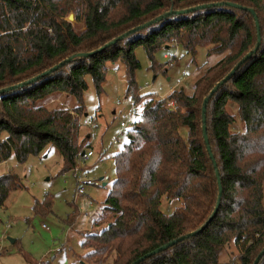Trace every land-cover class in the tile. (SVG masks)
Returning a JSON list of instances; mask_svg holds the SVG:
<instances>
[{
    "label": "trees",
    "instance_id": "16d2710c",
    "mask_svg": "<svg viewBox=\"0 0 264 264\" xmlns=\"http://www.w3.org/2000/svg\"><path fill=\"white\" fill-rule=\"evenodd\" d=\"M219 2L223 4L209 5ZM226 2L251 8L258 28L248 10ZM199 5L207 6L169 14L25 84L68 57L94 51L166 12ZM69 13L81 29L65 19ZM257 32V50L206 104L214 168L202 136V100L254 48ZM179 43L191 55L205 45L210 54L222 56L193 81L189 93L179 87L164 97L144 99L148 94L140 93L134 81L139 66L134 47L142 46L152 57L156 50ZM116 61L126 66L133 112L142 105L126 128L127 142L112 156L115 176L102 202L110 220L101 215L95 224L105 226L83 235V263L130 264L200 228L216 203V169L222 191L215 216L196 235L138 264H215L231 243L237 254L227 264H252L264 248V0H0V163L10 156L22 163L52 144L63 170L77 168L89 146L84 145L88 134H81L80 122L87 79L99 93L106 63ZM60 94L78 103L71 109L45 105ZM19 187L15 173L0 174V207ZM162 198L180 204L165 213ZM51 203L45 196L34 209L46 213ZM257 264H264V254Z\"/></svg>",
    "mask_w": 264,
    "mask_h": 264
},
{
    "label": "rangeland",
    "instance_id": "374dc122",
    "mask_svg": "<svg viewBox=\"0 0 264 264\" xmlns=\"http://www.w3.org/2000/svg\"><path fill=\"white\" fill-rule=\"evenodd\" d=\"M70 22L81 29L74 18ZM133 51L139 62L134 81L140 93L148 94L144 99L164 97L179 87L189 93L193 81L222 56L210 54L205 45L197 46L195 54L191 55L180 43L156 50L152 57L140 45ZM159 65H162L161 70L157 69ZM126 79L127 70L122 61L106 63L99 93L87 79V89L81 99L85 112L80 122L81 134H88L84 145L88 142L89 146L85 152L92 154L82 159L77 168L63 170L62 157L52 144L28 155L22 163H17L13 156L0 163V174L12 171L20 180V187L12 191L0 207V264L43 261L88 264L82 261L87 252L81 246L83 235L98 232L105 226L106 222L95 224L101 215H105L106 221L110 220L102 202L115 176L112 156L127 142L126 128L138 118L142 105L136 107V113L131 111ZM77 103L74 97L60 94L45 105L71 109ZM181 132L184 134L185 130L182 128ZM87 179L98 185L78 183ZM78 185L83 188L81 194L76 192ZM45 196L52 201L49 211H35L36 201H42ZM179 204L177 199L162 198L160 209L169 213ZM236 254L237 249L231 243L220 251L215 264H227Z\"/></svg>",
    "mask_w": 264,
    "mask_h": 264
},
{
    "label": "water",
    "instance_id": "95a60500",
    "mask_svg": "<svg viewBox=\"0 0 264 264\" xmlns=\"http://www.w3.org/2000/svg\"><path fill=\"white\" fill-rule=\"evenodd\" d=\"M220 4H223V3H222V2H219V3H212V4H209V5H212V6H213V5H220ZM225 4L228 5V6H230V7H234V8H242V9H244V10H248V11L252 14V16H253V19H254V22H255V26H256V28H258L257 16H256V14L254 13V11H253L251 8L241 7V6H239V5L235 4V3H232V2H226ZM206 6H207V5H199V6H195V7H190V8L185 9V10H176V11H169V12H166L165 14L156 17V18H155L154 20H152V21H149V22H147V23H145V24H142V25L136 26V27L132 28L131 30H129L128 32H124L123 34L119 35L117 38H115V39H113V40L107 42L106 44H104L103 46L99 47L98 49H96V50H94V51H90V52H82V53H78V54H76V55H73V56H71V57H68L66 60H63V61L59 62L58 64L54 65L53 67H51L49 70L44 71V72L41 73L40 75H37V76L33 77V78L30 79L29 81H26L25 84L28 83V82H30V81H34V80L38 79L39 77L48 74L49 72L55 71L59 66H61L62 64H64L66 61H69V60L72 59L74 56H75V57H86V56H91V55H93V54H95V53H97V52L103 50V49L106 48L107 46H109V45L115 43L117 40H120V39H122L123 37L127 36L128 33H132V32H134V31H136V30H138V29H142V28L146 27L147 25H149L151 22L158 21V20H160L161 18H163V17H165V16H167V15H169V14H172V13H175V14H183V13H187V12H190V11H192V10H195V9L204 8V7H206ZM73 18H74V17H73V14H72V13H69L68 16H67V20H68V21H71V20H73ZM257 30H258V29H257ZM256 37H257V40H256V44H255L254 48H253L252 50H250L248 53H246V54L244 55V57H243L242 59H240V60L238 61V63H237L234 67H232V68L230 69V71L228 72V74H226V75L220 80V82H218L217 84H215V85L213 86V88L209 91L208 96L204 97L203 100H202V104H201V122H202L201 129H202V136H203V140H204V142H205V144H206V149H207V151H208L209 157H210L211 160H212V163H213V167H214V168H216V163H215L214 158H213V155H212V153H211V151H210V147H209V145H208L207 134H206V125H205V110H206V104H207V102H208V98H209V97L215 92V90L217 89V87H218L221 83L227 81V80L229 79V77L235 72V70L237 69V67H238V66H239V65H240L245 59L249 58V57L251 56L252 53H254V52L257 50V48H258V46H259V44H260V35H259L258 32H257ZM8 89H10V87H9V88H6L5 90H8ZM1 91H3V90H0V92H1ZM81 154H83V152H81ZM215 175H216V177H217L218 194H217V199H216L215 206H214V208H213V210H212V212H211V215H210L209 218L206 220V222H205L202 226H200V228H198V229H196V230H194V231H192V232H190V233H188V234H186V235H184V236H179V237H177V238H175V239H173V240L167 242L166 244H164V245H162V246H160V247H158V248L152 250L151 252L146 253V254H144V255L138 257L136 260H134V261L131 262L130 264H138L139 262L143 261L145 258L149 257L150 255H153V254H155V253H157V252H159V251H161V250L166 249L168 246H171V245H173V244H175V243L181 241L183 238L188 237V236H191V235H196L197 233H199V232H200V231H201V230L207 225V223H208V222H209V221L215 216V214H216V212H217V210H218V208H219V204H220V196H221V191H222V189H221L220 180H219V178H218V171H217L216 169H215ZM11 240H12V239H11ZM263 254H264V248H263L262 250H260V251L257 253V255L255 256V258H254V260H253V262H252V264H257L258 261H259V259L261 258V256H262Z\"/></svg>",
    "mask_w": 264,
    "mask_h": 264
},
{
    "label": "built area",
    "instance_id": "2783aa9c",
    "mask_svg": "<svg viewBox=\"0 0 264 264\" xmlns=\"http://www.w3.org/2000/svg\"><path fill=\"white\" fill-rule=\"evenodd\" d=\"M128 100H129V102L132 103V100H131L130 97H128ZM131 110L133 111L134 108L131 107ZM84 122L87 123L86 121H84ZM91 154H92L91 151H88V152H85V151H84V153H83V159L88 158ZM78 183H81V184H82V183H84V184H95L96 182H92L91 180L87 179V180H84V181L79 180ZM76 192H77L78 194H81V193L84 192V191H83V188H82L81 185H78V186H77Z\"/></svg>",
    "mask_w": 264,
    "mask_h": 264
}]
</instances>
